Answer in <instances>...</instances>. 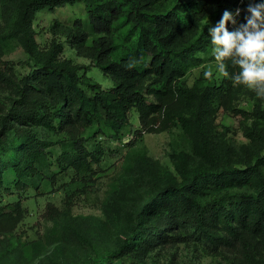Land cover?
<instances>
[{
    "label": "trees",
    "instance_id": "16d2710c",
    "mask_svg": "<svg viewBox=\"0 0 264 264\" xmlns=\"http://www.w3.org/2000/svg\"><path fill=\"white\" fill-rule=\"evenodd\" d=\"M249 2L0 0V46L14 40L28 55L26 72L18 80L12 77L9 64L6 73L0 70V82L18 94L17 107L0 119V151L7 156L0 158V191L6 170L22 178L34 171V161L43 160L52 147L31 127L68 133L55 157L57 169L88 175L104 152L99 144L79 136L78 129L96 123L112 130L118 139L132 109L143 123L148 124L150 116L155 117L153 121L161 117L164 124L175 120L194 137L198 164L188 167L187 157L178 155L179 179L155 187L135 210L134 222L117 249L109 258L89 264H133L129 262L132 253L182 237L212 252H233L240 264H264V107L254 105L251 115L256 122L245 132L247 143L234 144L222 133L208 134L205 128V118L230 106L232 81L224 78L220 84L192 86L180 81L203 62L200 55L211 51L208 28L219 22L225 10L235 12L237 8L241 9L238 23H245ZM76 3L83 4L88 26L81 19L71 26L55 22L50 45L35 52L32 24L37 13ZM119 28H124V45L112 34ZM65 45L101 68L112 85L103 88L80 74L86 69L82 64L60 61ZM228 70L238 71L231 65ZM12 124L26 128L9 135ZM148 182L155 185L153 177ZM11 211L9 206H0V220Z\"/></svg>",
    "mask_w": 264,
    "mask_h": 264
},
{
    "label": "rangeland",
    "instance_id": "374dc122",
    "mask_svg": "<svg viewBox=\"0 0 264 264\" xmlns=\"http://www.w3.org/2000/svg\"><path fill=\"white\" fill-rule=\"evenodd\" d=\"M76 19L88 26L82 3L37 13L32 24L35 52L50 45L53 23L71 26ZM112 34L119 45L124 43V28ZM56 38L63 40L62 36ZM200 56L203 62L191 68L180 81L186 86L208 82L220 84L224 78L216 73L211 51ZM59 60L86 66L80 74L103 88L112 85L111 78L101 68L79 57L67 45L59 54ZM27 61L28 55L17 41L0 46V70L6 73L9 64L16 80L26 72ZM209 70L215 74L207 79L203 73ZM232 86L230 106L220 107L205 118V128L208 134L222 133L232 143L244 145L247 143L245 132L256 122L251 115L254 105L264 107V101L257 99L246 87L234 86L233 82ZM17 98L13 88L0 82V119L9 109L17 107ZM149 118L148 124L143 123L139 113L132 109L127 127L118 139L113 137L112 130H104L96 123L85 130L78 129L79 136L99 144L104 152L99 163L94 165L93 173L88 175H77L73 171L63 173L57 169L55 157L61 152L60 142L69 138L68 133L49 132L37 126L29 128L39 138L50 141L52 147L43 160L34 161V171L26 172L22 178L10 169L4 172L0 206H9L12 211L8 218L0 220V264H89L109 258L127 235L141 201L155 187L171 178L179 179L177 156L187 157L188 167L198 164L192 135L175 120L164 124L161 117L154 121V116ZM12 125L9 135L26 128ZM1 153L0 158L6 160L7 156ZM148 177L154 178V186L148 182ZM18 180L22 186L16 185ZM151 247L132 253L129 262L240 264L233 252L226 249L212 252L198 241L183 237L174 243H158Z\"/></svg>",
    "mask_w": 264,
    "mask_h": 264
},
{
    "label": "clouds",
    "instance_id": "9594fccd",
    "mask_svg": "<svg viewBox=\"0 0 264 264\" xmlns=\"http://www.w3.org/2000/svg\"><path fill=\"white\" fill-rule=\"evenodd\" d=\"M246 12L245 23H238L241 9L225 10L219 22L208 28L211 56L219 76L230 79L234 86L246 87L264 101V0L259 3L250 0ZM229 23L233 25L231 31ZM229 65L238 71L230 73ZM214 74L211 70L203 73L207 79Z\"/></svg>",
    "mask_w": 264,
    "mask_h": 264
},
{
    "label": "built area",
    "instance_id": "2783aa9c",
    "mask_svg": "<svg viewBox=\"0 0 264 264\" xmlns=\"http://www.w3.org/2000/svg\"><path fill=\"white\" fill-rule=\"evenodd\" d=\"M229 28H230V31L233 29V25H231V23H229Z\"/></svg>",
    "mask_w": 264,
    "mask_h": 264
}]
</instances>
